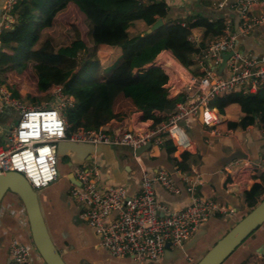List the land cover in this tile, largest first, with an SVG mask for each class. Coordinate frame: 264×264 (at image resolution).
I'll list each match as a JSON object with an SVG mask.
<instances>
[{"label": "built area", "instance_id": "built-area-1", "mask_svg": "<svg viewBox=\"0 0 264 264\" xmlns=\"http://www.w3.org/2000/svg\"><path fill=\"white\" fill-rule=\"evenodd\" d=\"M19 1L2 0L3 23L0 24V33L11 27L12 11ZM213 1V5L222 10L230 0ZM173 2L180 5L183 0H164L168 9ZM143 6L138 4L127 11L122 19L127 22L141 19ZM230 8L237 16L240 35L248 36L254 29L264 26V0H232ZM223 32V36L195 54L199 75L191 74L178 62L167 64L162 60L153 64L167 71L172 70L175 75L173 82L164 86L168 98L182 95L185 101L176 104L165 122L143 131L116 130L109 133L103 128H80L68 135V125L62 111L72 107L73 97L63 91L62 85L50 87V99L46 105L28 107L13 98L0 84V112L4 107H12L19 113L17 124L7 133L6 144L0 146V175L17 172L36 192L48 188L59 177L56 146L61 141L120 145L134 152L146 144L150 145V149L160 143L159 135H165L178 150L190 153L192 141L180 126L182 120L198 115L202 108V125L214 130L224 120L218 110L211 108L212 101L228 94L252 95L264 87V57L237 48V36L230 19H227ZM200 38L201 35L192 31L189 41L197 45ZM229 52L232 55L226 62L225 74L218 76L215 69L220 66L223 55ZM237 168H241L240 173ZM224 170L228 190L244 192L253 183H260L261 179L264 181V149L257 161H234ZM73 174L78 185L71 186L69 196L81 206L82 219L91 229L98 245L113 258L129 259L134 264L158 263L167 243L170 248H181L213 215L237 216L235 211L228 210L212 197L201 193L198 180L188 183L185 190L189 199L183 208L162 206L155 191L156 185L170 194L180 192L171 175L163 168L148 171L140 167V188L134 193H130L127 185H109V173L103 170L100 159L75 167ZM196 185L200 188L197 189ZM21 213L15 212L14 218L28 227L27 218ZM8 260L9 264H38V261L44 264L32 243L23 244L17 240H12L8 245Z\"/></svg>", "mask_w": 264, "mask_h": 264}, {"label": "trees", "instance_id": "trees-1", "mask_svg": "<svg viewBox=\"0 0 264 264\" xmlns=\"http://www.w3.org/2000/svg\"><path fill=\"white\" fill-rule=\"evenodd\" d=\"M127 1L132 5L124 8ZM138 4V0H20L12 11L11 27L0 33V84L16 99L19 90L26 87L24 98L34 105L50 99L52 85H62L73 97L72 107L62 111L68 135L80 128L93 130L106 125L115 117L114 99L124 90L146 119H154L155 125L161 123L164 119L155 118L153 112L171 114L185 98H168L164 87L168 76L163 68L153 65L156 57L168 51L191 74L199 75L194 56L223 36L227 16L224 10L211 14L199 11L182 20L186 30L181 32L171 33L164 25L150 34L130 35L121 20ZM153 7L142 8L146 28L156 20ZM68 15L73 19L65 25L64 20L71 18ZM230 22L233 28L234 20ZM192 31L201 32L197 45L189 41ZM81 50L85 53L77 59ZM210 106L227 116L223 122L227 129L243 132L253 126L264 134V87L252 95L218 97ZM159 148L178 172L192 175L198 164L196 156L184 151L175 157L176 147L169 139ZM243 196L246 212L241 218L264 199L263 179L253 183Z\"/></svg>", "mask_w": 264, "mask_h": 264}, {"label": "crops", "instance_id": "crops-1", "mask_svg": "<svg viewBox=\"0 0 264 264\" xmlns=\"http://www.w3.org/2000/svg\"><path fill=\"white\" fill-rule=\"evenodd\" d=\"M213 3V0H183V3L180 5H176L173 2L172 6L168 9L164 4V0H144L143 2H139V4H143L144 6L153 4V14L156 20L161 19L164 25L168 26L170 32L174 34L184 29L186 30V26L182 20L191 17L196 12L219 13L220 10ZM1 4L2 0H0V6ZM226 4L227 7L223 8L222 11L224 10V13H226L227 19L234 20L235 27L238 20L234 11L230 8L232 0ZM131 5V1L122 4L124 8ZM252 12L256 13L257 11ZM1 15L2 11L0 8V24L3 23ZM121 23L129 33L131 31L135 33L136 30L132 29L131 22L122 19ZM145 28L138 33L140 35L144 33L146 31ZM194 32L201 35L200 31ZM130 35L132 34L130 33ZM243 37L248 38L250 42L254 43L256 39L264 41V26L254 29L248 36ZM239 48L244 51L242 47ZM84 53L85 50L79 51L76 58L82 57ZM119 57L116 59L114 65L119 61ZM169 59L175 61L168 51H162L156 57L153 64L162 60L168 64L170 63L168 62ZM196 69L199 72L198 65ZM217 69L216 67L215 72ZM108 70L101 73L103 77L107 75L106 72ZM164 70L168 74L167 84H170L173 82L175 75L172 70ZM224 74L225 72L222 75H217L223 76ZM24 89L22 87L19 90V98H23L22 94H25ZM113 110L115 117L106 125L100 127L109 133L116 130L143 131L155 125L154 119H146L144 114L136 109L127 90L122 91L114 99ZM168 115L158 111L153 112L155 118L164 119L162 122L167 120ZM222 116L225 122L227 116ZM198 117L199 115L191 116L180 122V126L192 141V151L190 153L198 159V164L192 168L191 176H184L167 162L164 153L159 148L163 144V141L168 139L165 135H159L158 139L160 143L151 146L150 149L146 150L139 157L130 155L129 151H116V167L118 168L116 171L112 170V167L106 166V162L101 155H92L90 159H85L82 163L85 164L93 159H100L103 170L109 173L107 183L112 186L127 185L130 193L139 191L140 167L148 171L163 168L171 175L175 186L179 188L180 192L176 195L170 194L159 185H156L155 191L162 206L171 209L183 208L189 199V195L185 190L188 183L198 180L201 183V188L197 185L196 187L197 189L200 188L201 193L212 197L218 204L228 210L235 211L236 218L231 216H211L201 228L203 233L194 247L170 260L162 261L161 258L156 264H196L215 242L227 233L231 226L237 223L246 212L243 192L239 193L233 189L228 190L226 185L228 178L226 177L224 168L234 161H249L251 163L257 161L264 149L263 145L258 144L260 140H264L263 132L253 126H250L246 131L238 132L227 129L223 124L213 130L202 125L198 121ZM18 119L19 113L12 107H4L2 112H0V146L6 144L7 133L17 124ZM181 153L182 151L176 148L174 156L177 157ZM75 167H78V165H72V171L70 172L73 173ZM237 171L240 173L241 168H237ZM67 175L66 183L62 188L57 187L54 183L48 188L41 190L42 195L39 198L41 212L48 232L65 263L134 264L129 259L119 260L113 258L107 250L98 245L91 229L87 226L84 219H82L81 206L74 203L69 196V190L74 184L68 181ZM244 178L242 175V179ZM3 202L4 204L0 207V264H5L8 259V245L12 240H17L23 244L32 243L28 227L24 223L20 224L14 218L15 212H22L21 205L10 196L5 198ZM33 257L37 262L35 253H33ZM246 261L247 264H264V224L252 233L222 264H243ZM38 264H40L39 261Z\"/></svg>", "mask_w": 264, "mask_h": 264}, {"label": "water", "instance_id": "water-1", "mask_svg": "<svg viewBox=\"0 0 264 264\" xmlns=\"http://www.w3.org/2000/svg\"><path fill=\"white\" fill-rule=\"evenodd\" d=\"M163 26V21L157 19L149 29L141 35L153 33ZM234 32L237 36V48L242 47L245 52H252L255 56L260 55L264 57V41L256 39L254 43L252 41L250 42L248 38L241 36L238 30V22L235 24ZM231 55L232 52L223 55L220 66L216 70L218 75L223 74L226 62ZM202 113L203 110L200 108L198 121L201 124L203 123ZM258 144L264 146V140H260ZM149 147L150 145L146 144L144 147L133 152L128 147L120 145H93L61 141L56 146V155L58 161L63 157H67L69 159V167L72 165H81L85 159H90L92 155H101L106 162V166L112 167V170L116 171V169H118L116 167V151H129L128 153L130 155L139 157L148 150ZM67 179L70 183L78 185L72 172L67 175ZM7 193L14 194L21 203L23 212L27 218L31 242L42 262L44 264H66L50 237L41 212L38 194L22 174L8 172L0 175V203ZM262 224H264V199L215 242L196 264H222ZM202 233L203 230L199 229L181 248L171 249L170 245L167 243L165 245L162 261L170 260L187 252L194 247ZM5 264H9L8 259Z\"/></svg>", "mask_w": 264, "mask_h": 264}, {"label": "rangeland", "instance_id": "rangeland-1", "mask_svg": "<svg viewBox=\"0 0 264 264\" xmlns=\"http://www.w3.org/2000/svg\"><path fill=\"white\" fill-rule=\"evenodd\" d=\"M144 0H138V2H143ZM71 15V14H70ZM70 15H68V16H70ZM67 16V17H68ZM71 18H67V19H65L64 21V23L63 24H65V25H69V22L68 21H70V20H72L73 18H72V16H70ZM130 25H132L133 26V28L132 29H134V30H136L135 31V33H134V31H131L130 33L132 34V35H134V34H137L138 32H140L142 29H144L146 26L144 25V23H143V21L141 20V19H137V20H134V21H132L131 23H130ZM147 29H149V28H145V30H147ZM144 30V31H145ZM143 31V32H144ZM133 32V33H132ZM166 55V54H165ZM168 62H170V63H173V64H175L176 63V61H172L171 59H169L168 60ZM19 78H17V81L18 82H22L21 80H18ZM22 83H24V81L22 82ZM24 85L26 86V83H24ZM31 87H33V85L31 86ZM26 88V87H25ZM27 88H28V84H27ZM7 89V88H6ZM24 95L25 94H22V97L23 98H18V100H20L21 102H22V104H24V105H26V106H28V107H34V106H41V105H46L45 103H47V102H45L44 103V101H40V102H38L37 104H32V102L31 101H29V100H25V98H24ZM58 164H57V169H58V172H59V177H58V180L55 182V184L57 185V187H59V188H62L63 187V185L66 183V175L70 172V171H72V169H71V167H69V160L66 158V157H63V158H61L58 162H57ZM37 194H38V199L40 198V196L42 195L41 194V191H38L37 192ZM13 197L14 199H15V201L17 202V203H19V200H18V198L14 195V194H12V193H7L6 195H5V197H4V199L5 198H7V197ZM4 199L1 201V203H0V207L4 204ZM20 204V203H19ZM21 205V204H20ZM22 207V206H21ZM22 213L24 214V212H23V210H22ZM229 231V230H228ZM227 231V232H228ZM226 234V233H225ZM224 234V235H225ZM221 238V237H220ZM219 238V239H220ZM218 239V240H219ZM217 240V241H218ZM216 241V242H217Z\"/></svg>", "mask_w": 264, "mask_h": 264}]
</instances>
